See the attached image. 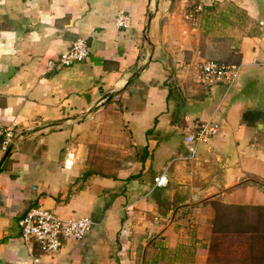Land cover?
Here are the masks:
<instances>
[{"label":"crops","instance_id":"1","mask_svg":"<svg viewBox=\"0 0 264 264\" xmlns=\"http://www.w3.org/2000/svg\"><path fill=\"white\" fill-rule=\"evenodd\" d=\"M77 38L88 57L59 67ZM220 51L242 64L230 90L196 82ZM247 111L264 112V0H0V264H264V120ZM39 206L94 225L48 256L18 226Z\"/></svg>","mask_w":264,"mask_h":264},{"label":"built area","instance_id":"2","mask_svg":"<svg viewBox=\"0 0 264 264\" xmlns=\"http://www.w3.org/2000/svg\"><path fill=\"white\" fill-rule=\"evenodd\" d=\"M126 27L124 18L118 24ZM89 55L85 40L77 38L70 48L59 58V67H71L84 61ZM242 70V64H225L217 61L201 62L196 71V82L206 86H223L226 90L237 81ZM219 131V124L208 120L187 131L184 142L189 146V155L181 158L192 159L195 156L196 147L207 143ZM0 138L2 144L0 150L6 152L11 144L10 134L0 126ZM168 184L166 170L155 176L153 188H164ZM94 223L88 217L62 218L54 212L39 206L27 212L18 222L21 231V239L26 246L35 242L43 254L54 256L62 246L63 239L82 240L85 238Z\"/></svg>","mask_w":264,"mask_h":264},{"label":"water","instance_id":"3","mask_svg":"<svg viewBox=\"0 0 264 264\" xmlns=\"http://www.w3.org/2000/svg\"><path fill=\"white\" fill-rule=\"evenodd\" d=\"M259 119L264 120V112L247 111V112L243 113V115H242L243 122H245L249 127H255V128L259 127L257 125V121ZM10 150H11V148L7 149V151L3 157L2 163L5 160V158L8 156Z\"/></svg>","mask_w":264,"mask_h":264},{"label":"rangeland","instance_id":"4","mask_svg":"<svg viewBox=\"0 0 264 264\" xmlns=\"http://www.w3.org/2000/svg\"><path fill=\"white\" fill-rule=\"evenodd\" d=\"M247 21H244V24L246 25ZM231 28L230 30H232ZM244 30L246 29L245 33H247V26L243 28ZM249 31H251V28H248ZM234 58H237V54L232 52V51H220L217 55H213L211 58H208L212 61H217L221 63H235ZM234 59V60H233Z\"/></svg>","mask_w":264,"mask_h":264}]
</instances>
